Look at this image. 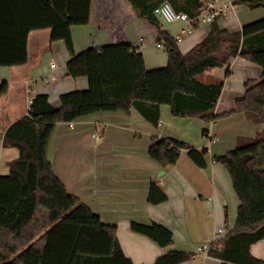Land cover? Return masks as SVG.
<instances>
[{
    "label": "trees",
    "instance_id": "obj_1",
    "mask_svg": "<svg viewBox=\"0 0 264 264\" xmlns=\"http://www.w3.org/2000/svg\"><path fill=\"white\" fill-rule=\"evenodd\" d=\"M138 17L158 34V44L168 53L167 69L146 73L138 50L128 42L76 53L72 29L90 23L92 0H0V67L28 63V37L32 31L51 29V42L64 41L69 53L67 76L88 80L86 91L61 96L56 108L44 94L35 96L30 115L5 133L3 146L19 151L10 173L0 176V264H133L125 255L115 226L105 224L88 206L71 195L55 175L49 147L58 125L72 123L99 112L128 114L136 110L155 126L160 106L170 105L177 117L198 115L212 119L224 89V80L207 84L199 76L243 58L263 71L260 81H248L236 113L263 125L258 136L236 150L215 156L226 167L240 201L234 230L212 245L209 256L222 264H264L251 248L264 239V18L243 26L240 32L221 29L217 17L207 37L182 55L177 41L162 32L154 10L168 2L177 13L199 16L206 0H128ZM235 6L264 9V0H234ZM8 92L0 85V98ZM215 120V119H214ZM183 151L201 169L208 167L207 150L192 148L171 138H153L150 158L168 170ZM149 203L168 201L155 182ZM132 232L161 248L173 245L174 235L158 224H131ZM221 249V251H219ZM192 254L170 252L154 264H184Z\"/></svg>",
    "mask_w": 264,
    "mask_h": 264
},
{
    "label": "crops",
    "instance_id": "obj_2",
    "mask_svg": "<svg viewBox=\"0 0 264 264\" xmlns=\"http://www.w3.org/2000/svg\"><path fill=\"white\" fill-rule=\"evenodd\" d=\"M210 1L230 4L234 0H206V4ZM230 17L235 21L227 19ZM263 18L262 8L251 10L247 6L233 5L217 23L221 29L236 33ZM158 20L162 32L173 37L182 28V24ZM206 25L205 31L202 26ZM195 30L182 35L178 42L182 55L207 37L211 24ZM51 33V29H43L29 34L26 65L0 67V85H8L7 94L0 98V176L8 175L10 163L19 158V151L5 148L3 139L15 122L28 115L29 90L34 98L47 95L51 105L58 108L62 95L88 89L87 78L67 76L70 56L66 44L51 42ZM72 35L76 53L128 42L141 54L144 72H156L169 66L168 53L158 44L156 29L138 17L128 0H92L90 23L74 27ZM252 65L255 64L243 58L230 61L232 76L238 68H243V73L237 85L229 86L230 78L226 80L212 119L198 115L177 117L170 105H161L158 126L136 110L128 114L99 112L58 125L48 153L55 175L67 191L103 223L116 227L122 249L133 264H154L170 252L192 254V260L184 264H222L207 255V249L217 239L218 229L224 230L223 237L234 230L240 201L228 170L213 158L236 150L244 141L254 140L263 130L262 124L235 112L237 101L245 95V84L260 81L253 74L256 71ZM215 70L204 73L199 79L207 84L222 81L217 77L209 79ZM262 76L263 71L261 79ZM156 137L207 150L208 167L199 168L183 151L177 164L164 171L149 156L152 139ZM152 182L168 196L166 203L158 206L149 203ZM132 223L166 227L174 235L173 245L159 247L132 232ZM200 247L205 251L199 253ZM251 253L264 261V239L252 246Z\"/></svg>",
    "mask_w": 264,
    "mask_h": 264
},
{
    "label": "built area",
    "instance_id": "obj_3",
    "mask_svg": "<svg viewBox=\"0 0 264 264\" xmlns=\"http://www.w3.org/2000/svg\"><path fill=\"white\" fill-rule=\"evenodd\" d=\"M233 6V3L230 4H220L217 1H210L207 4H205L200 9V14L198 17L191 19L187 14L185 13H177L174 8L169 4L168 2H165L158 6L154 10V14L161 19L164 23L167 24H182V28L176 33L174 36L175 40L179 42L181 40L182 35L185 34H191L196 28L200 27L201 25L205 24H211L217 17L220 15H223L230 7ZM160 47H162L160 45ZM53 67V66H52ZM51 80H54V77H51ZM33 94L31 90L28 91V115H30V109L31 105L33 104ZM160 125V124H159ZM97 138L100 140L101 137L97 136ZM225 235L223 229H218L215 236L216 242L218 239L222 238ZM214 243H212L213 245ZM212 245L207 249V255H209V251L212 248ZM205 248H198V252H204ZM221 251V249H219Z\"/></svg>",
    "mask_w": 264,
    "mask_h": 264
},
{
    "label": "rangeland",
    "instance_id": "obj_4",
    "mask_svg": "<svg viewBox=\"0 0 264 264\" xmlns=\"http://www.w3.org/2000/svg\"><path fill=\"white\" fill-rule=\"evenodd\" d=\"M227 19H231V20L235 21V19H233L231 17L227 18ZM202 27L206 31L208 26L206 25V26H202ZM179 45L181 46L182 44H179ZM177 47H178V43H177ZM251 67H252V69H254V71H256V72L253 73L256 76V78H259L258 80H261V73H262L261 69L258 66H256V65H252ZM234 72H235L234 76H232V74H231L230 77L225 78L226 68L225 69L224 68H217L214 72H212L211 76H209V79H211V80L213 79L214 80L217 77V78H221L222 80H224V83H226L227 82L226 80L230 78V80H229L230 82H229L228 85L229 86L237 85V83L239 82L238 78L243 73V68H238V71L235 70ZM227 94H228V92H227ZM27 105L29 106V104H27ZM245 143H246V141H244L241 144L243 145Z\"/></svg>",
    "mask_w": 264,
    "mask_h": 264
},
{
    "label": "water",
    "instance_id": "obj_5",
    "mask_svg": "<svg viewBox=\"0 0 264 264\" xmlns=\"http://www.w3.org/2000/svg\"><path fill=\"white\" fill-rule=\"evenodd\" d=\"M162 174H164V173L162 172Z\"/></svg>",
    "mask_w": 264,
    "mask_h": 264
}]
</instances>
